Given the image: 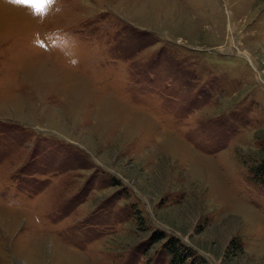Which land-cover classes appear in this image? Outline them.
<instances>
[{
    "label": "rangeland",
    "instance_id": "obj_1",
    "mask_svg": "<svg viewBox=\"0 0 264 264\" xmlns=\"http://www.w3.org/2000/svg\"><path fill=\"white\" fill-rule=\"evenodd\" d=\"M39 7L0 0V264H264V0Z\"/></svg>",
    "mask_w": 264,
    "mask_h": 264
},
{
    "label": "trees",
    "instance_id": "obj_2",
    "mask_svg": "<svg viewBox=\"0 0 264 264\" xmlns=\"http://www.w3.org/2000/svg\"><path fill=\"white\" fill-rule=\"evenodd\" d=\"M252 172L256 173V175L263 176L264 175V160L261 162L260 166L252 170ZM174 239L175 240H170L168 242V253L171 256V260H170L171 264H195L193 260L191 262H187L188 257H189L188 254L185 252V249H182L181 247L182 244H179V246L176 245V242H175L176 238Z\"/></svg>",
    "mask_w": 264,
    "mask_h": 264
},
{
    "label": "snow or ice",
    "instance_id": "obj_3",
    "mask_svg": "<svg viewBox=\"0 0 264 264\" xmlns=\"http://www.w3.org/2000/svg\"><path fill=\"white\" fill-rule=\"evenodd\" d=\"M15 2H17V3H35L38 5V10H42V8L39 7L40 0H15ZM47 2H51V0H47Z\"/></svg>",
    "mask_w": 264,
    "mask_h": 264
}]
</instances>
